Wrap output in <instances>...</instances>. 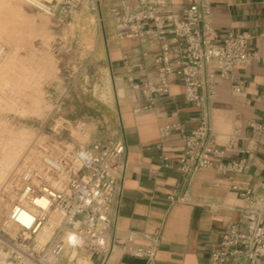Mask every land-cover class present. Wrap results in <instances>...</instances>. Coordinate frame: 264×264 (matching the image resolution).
Segmentation results:
<instances>
[{"label": "crops", "instance_id": "obj_1", "mask_svg": "<svg viewBox=\"0 0 264 264\" xmlns=\"http://www.w3.org/2000/svg\"><path fill=\"white\" fill-rule=\"evenodd\" d=\"M169 1L178 10L188 3ZM212 7L215 43H222L231 33L249 35V51L261 60L220 79L213 98L204 90L202 108L185 99L184 86L176 76L167 94L149 97L145 93L147 85L157 83L155 58L161 44L118 38L108 12L103 61L110 79L115 126L108 137L91 144L109 140L124 144L122 188L112 211L108 251L92 253L82 247L74 259L66 252L61 264H78L80 257L88 264H147L126 250L132 232L136 246H149V236L159 238L153 264H209L229 223L249 231L264 222V0H214ZM202 116L225 150L223 161L246 163L242 174L202 168L186 176L177 170L185 148L182 134L172 131L163 139L160 129L178 125L189 134ZM247 190L252 191V204L245 199ZM232 264L247 261L238 258Z\"/></svg>", "mask_w": 264, "mask_h": 264}, {"label": "built area", "instance_id": "obj_2", "mask_svg": "<svg viewBox=\"0 0 264 264\" xmlns=\"http://www.w3.org/2000/svg\"><path fill=\"white\" fill-rule=\"evenodd\" d=\"M25 1L50 16L67 15L82 4V0ZM213 1L188 0L178 10L169 0H118L112 8L118 38L161 44L155 58L157 83L145 88L149 97L167 94L176 76L184 86L185 99L202 108L204 90L213 98L220 79L261 60L249 51V35L231 33L222 43H215ZM6 53V46L0 44V60ZM172 131L180 132L184 140V155L177 167L183 175L193 176L202 168L238 175L247 167L244 161H223L225 150L204 116L189 134L178 125H165L161 137L168 138ZM124 156V144L109 140L71 149L40 147L36 158L22 161L0 189V264H61L68 250L82 247L106 253L112 211L122 188ZM244 196L253 203L252 191ZM52 222L51 233L42 239L40 235ZM135 239L136 234L130 233L127 252L153 264L159 238L147 237L149 246H136ZM238 258L247 264H264V222L249 231L229 223L209 264H232Z\"/></svg>", "mask_w": 264, "mask_h": 264}, {"label": "rangeland", "instance_id": "obj_3", "mask_svg": "<svg viewBox=\"0 0 264 264\" xmlns=\"http://www.w3.org/2000/svg\"><path fill=\"white\" fill-rule=\"evenodd\" d=\"M6 1L4 5L0 1V24L8 25L15 37V43L5 46L16 53V68L6 76L7 82H0V98L4 103L16 96L21 100L18 110L0 108V128L7 123L14 132L29 131L27 151L86 147L108 137L115 118L103 33L116 0H82L76 10L62 16H50L25 0ZM11 9L19 16H12ZM44 56L50 58L47 68L39 61ZM12 84L17 85L9 92ZM39 97L42 105L35 111Z\"/></svg>", "mask_w": 264, "mask_h": 264}, {"label": "bare ground", "instance_id": "obj_4", "mask_svg": "<svg viewBox=\"0 0 264 264\" xmlns=\"http://www.w3.org/2000/svg\"><path fill=\"white\" fill-rule=\"evenodd\" d=\"M2 5H4L7 1L0 0ZM38 1V0H36ZM51 2L52 0H45ZM12 16H19L18 12L14 9H11ZM15 43V37L12 32L9 30L8 25L0 24V44L10 45ZM16 53L13 51H7L5 57L0 60V82L5 81L6 76L14 72L16 68ZM39 61L42 63V66L48 67L50 63L49 57H41ZM46 67V68H47ZM1 85V83H0ZM13 86L8 89L9 92L14 91V87L17 84H12ZM18 100H21V97L16 96V98H11L10 103H4L2 98H0V108H8L9 110L15 111L17 106L19 105ZM42 100L41 98H37V101L34 104V110L36 111L41 107ZM18 110V109H17ZM5 129L0 128V189L6 182L7 178L10 175L12 169L17 167L19 164V160L24 159L25 153L28 156L25 157L23 161H28L30 159L36 158L39 151L35 147L34 149L28 150V143L31 139V133L26 129H21L18 132H14L11 127L6 123ZM60 130V129H59ZM82 147V146H81ZM27 151V152H26ZM3 214V210H0V217ZM54 222L51 223V226L45 228L44 233L40 235L42 239H45L51 233ZM70 251V258L74 259L77 255V249L68 250ZM81 258V257H80ZM78 258V264H88L87 261Z\"/></svg>", "mask_w": 264, "mask_h": 264}]
</instances>
